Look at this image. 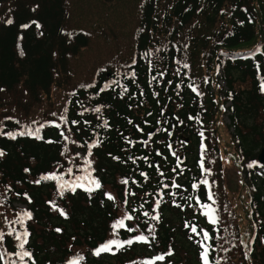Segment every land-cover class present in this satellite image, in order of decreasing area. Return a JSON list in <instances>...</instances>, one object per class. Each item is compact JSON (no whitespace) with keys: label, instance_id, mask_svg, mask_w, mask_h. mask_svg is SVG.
<instances>
[{"label":"trees","instance_id":"1","mask_svg":"<svg viewBox=\"0 0 264 264\" xmlns=\"http://www.w3.org/2000/svg\"><path fill=\"white\" fill-rule=\"evenodd\" d=\"M71 3L0 0V229L20 232L10 222L31 213L23 222L27 264H66L77 252L78 264H156L154 253L165 255L157 264H201L205 247L211 264H264V167L258 174L249 167L264 147V0H138L132 20L118 7L129 0H77L85 11L72 17ZM95 9L98 18L84 22ZM91 43L99 57L77 80ZM257 45L261 53L234 58ZM88 84L95 87H81ZM26 128L34 135H7ZM86 160L99 189L61 195L58 181L42 179L54 172L68 179ZM226 165L235 188L224 182ZM202 173L214 192L215 224L203 213ZM121 209L132 219L116 238L148 242L95 256ZM18 243L15 233L5 235L0 252H17Z\"/></svg>","mask_w":264,"mask_h":264},{"label":"snow or ice","instance_id":"2","mask_svg":"<svg viewBox=\"0 0 264 264\" xmlns=\"http://www.w3.org/2000/svg\"><path fill=\"white\" fill-rule=\"evenodd\" d=\"M7 24L11 25L14 23V21L12 19H8L6 21ZM32 24H35L37 28H40L41 26L39 25V23H37L36 21H32ZM22 28L24 29H27V28H30L31 27V24H25V25H22L21 26ZM67 35L69 37L72 36V33H67ZM22 39V37H21ZM21 55H23V51L21 50L20 52ZM184 67H188L187 64L184 65ZM133 77L135 76V72H133L131 74ZM153 79H155V77H153ZM81 87H85V88H92V87H95L94 84H88V85H81ZM262 89H264V84L261 85ZM104 89H101V91H103ZM124 91H127V89L125 88ZM193 91H195V89H193ZM75 93H73L74 95ZM65 111H67V109H65ZM85 111H87V109H85ZM95 112L99 113L101 111V108L100 107H97L94 109ZM55 115V114H53ZM7 119H11L10 117L7 118ZM61 119L64 121L65 124L68 123L67 121V118L62 116ZM17 123H19L17 121ZM73 124L77 123L76 121H72ZM87 123V122H86ZM105 123V126H107V121L104 122ZM53 126L56 127V128H59L60 125L59 124H55L53 123ZM44 127L43 125L40 126V128ZM40 128H37L35 130V134H36V138L37 139H40L41 137L38 135L39 131H40ZM0 134H3L2 132V129H0ZM7 135L12 138V139H15L17 135L19 136H24V135H34V132L30 129H25L24 131H21V132H8ZM61 135H63V133H61ZM66 140L68 139L67 136L64 137ZM97 145H92V147H96ZM5 153L3 151H0V157H2ZM77 155H79L77 153ZM89 155H91V152L89 151ZM85 163L88 165V167L90 168L91 167V162L90 161H85ZM253 165H249V167H252ZM201 167L203 168V160L201 161ZM27 171V169L25 170ZM205 171H207V169H205ZM72 172V169L69 168L68 169V173L71 174ZM141 175H145L144 173H141ZM42 179L44 180H53V181H58V182H61L58 184V187L60 189V194L63 195L64 194V191L68 188V186L71 184V191H75V189L77 187H80V183H79V180L82 179L80 177H77L76 178V182H70V181H64L63 180V176L62 175H56L55 173L51 174V175H48V176H44ZM40 181H36V183H39ZM91 183H93L95 185V189H99L101 187V184L99 181L97 180H92ZM122 183H125L127 184L128 181L127 180H124L122 181ZM201 183L203 184H207V180H204L202 181ZM173 187H179V185L173 183L172 185ZM165 187H167V185H165ZM197 187V185H193V188ZM87 191H92L93 189L91 188H88L86 189ZM19 195V194H18ZM108 199H114L110 194L108 195ZM208 199H212V193L209 192L208 194ZM215 202V201H214ZM157 207H159V202H157ZM205 208L208 209V211L205 213V215H207L209 217V220L211 223L215 224L217 222V218L213 215V213L215 212L214 209L211 208L210 205H204ZM61 215H65V213L61 210ZM145 215L147 216L148 213H145ZM32 216H31V213L30 212H24L22 213L21 215L18 216V218L14 221H11L10 224H14V223H20V224H23L24 220L25 219H31ZM7 219V218H6ZM127 219V220H131L132 217L131 216H126L124 219H120L118 220L115 224L112 225L113 229H118V228H123L125 227V224H124V220ZM153 219H159L158 216H154ZM57 231H59V229H57ZM128 231H134V229H131L129 228ZM192 231L195 232L196 229L193 227L192 228ZM13 233H15V239L16 241H18V249L19 251L15 252V253H6V252H0V260H3L5 255H15L16 257H18V259L20 261H24L25 258H29L31 259L32 257V253L28 250H25V245L28 243V239L27 237L29 236V232L27 231V229H25V231L23 233H19V232H16V229L15 228H12L11 231H9L7 234H5L4 232L0 231V245L3 244L4 242V239H5V235H12ZM204 237L205 239H209V236H208V233L205 232L204 233ZM135 241H139V242H145L147 243L148 242V238L145 237V236H137L135 237ZM133 239H129L125 242H120V241H117V240H110L108 241L107 243H105L104 245L100 246L98 249L95 250L94 252V255H97L99 256L101 253H104V252H111L112 251V247L115 245L117 247V250H119L121 247H123V244L126 243L128 245H131L133 244ZM115 254V253H113ZM172 253L169 252L168 255H171ZM202 256V260H203V264H209V250H208V247H205L204 251L202 252L201 254ZM165 257L164 256H156L155 259L156 260H163ZM83 259V257H78L76 260H72V261H69V264H78V261ZM8 264H15V261H9Z\"/></svg>","mask_w":264,"mask_h":264},{"label":"rangeland","instance_id":"3","mask_svg":"<svg viewBox=\"0 0 264 264\" xmlns=\"http://www.w3.org/2000/svg\"><path fill=\"white\" fill-rule=\"evenodd\" d=\"M72 1H73V4L71 3V10H70L71 11V17L74 14V12L77 11V10H79V14H81L83 11H85V10L77 7L78 6L77 5V0H72ZM90 1H92V0H90ZM137 1L136 0H129V4L128 5H125L124 7L118 6L119 8L123 9L125 11V13L129 14L127 17L130 20L134 19L137 16V14H138ZM70 2H71V0H70ZM79 2H80V0H79ZM80 7H82V6L80 5ZM98 11H99V9L87 10V12L85 14V17H84V22L87 21V23H88V21L91 18H95V17L98 18V15H99ZM70 21L73 24L80 25L79 24L80 21H78L77 19H70ZM98 57L95 59V48H94V44L91 43L90 47L81 56V59L84 62L83 65L80 68L75 69V71H77L78 74H79V75L78 74L76 75L77 80H79V78H80L81 75L83 76V73L86 72L89 67H91V64L93 62H95L98 59ZM102 57H103V55L101 56V59H102ZM215 75H217V73ZM218 76H220V73H218ZM72 78H73V76H72ZM219 83H221L222 85H224V82L222 80ZM227 105H229V103H226V106ZM221 118H222L223 124L224 123H229V120L227 118V113H223V111H222ZM230 131L231 130L229 129V132ZM226 163H228V162H226ZM79 166L80 167L77 169L78 171H75V172H73V168L74 167L73 168L70 167L72 169V172H71V174L66 173V177L68 178V180L70 182H76V178L77 177H80V178H82V179L79 180L80 185H83V184L89 185L90 182L87 179H89L88 176L90 175V168L88 167L87 164H84L83 166H81V165H79ZM234 172H235L234 171V167H231L230 165H226L225 166V170H224V174H225L224 182H225V184L229 188H230V186L231 187H234V188L237 187L235 185V182L237 181V176H236V174ZM226 174H227V177H226ZM63 180L65 181L66 179H63ZM228 183H229V185H228ZM16 206L20 210H24L25 209L23 204H16ZM123 213H124V210H122V213L121 214H123ZM18 216L19 215L16 216V219L18 218ZM124 218H122V219H124ZM125 220H127V219H125ZM20 229L22 230L21 227H20ZM0 231L4 232L2 229H0ZM116 239H117L116 238V231H115V229H113L112 230V233H111V238L109 240H116ZM117 241H119V240L117 239ZM82 254L83 253L77 252V253H72L71 256H72V258H78V257H81ZM10 260L11 259L8 258V262ZM73 260H76V259H73ZM70 261H72V260H70Z\"/></svg>","mask_w":264,"mask_h":264},{"label":"water","instance_id":"4","mask_svg":"<svg viewBox=\"0 0 264 264\" xmlns=\"http://www.w3.org/2000/svg\"><path fill=\"white\" fill-rule=\"evenodd\" d=\"M258 160H259V162L264 164V147L260 150V152L258 154Z\"/></svg>","mask_w":264,"mask_h":264}]
</instances>
